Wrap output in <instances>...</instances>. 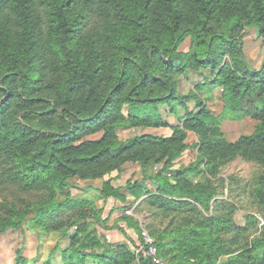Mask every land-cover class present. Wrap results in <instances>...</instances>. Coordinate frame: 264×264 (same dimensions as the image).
Listing matches in <instances>:
<instances>
[{"label": "trees", "instance_id": "1", "mask_svg": "<svg viewBox=\"0 0 264 264\" xmlns=\"http://www.w3.org/2000/svg\"><path fill=\"white\" fill-rule=\"evenodd\" d=\"M252 27L264 37V0H0V234L31 215L46 231L63 228L74 216L66 215L73 178H101L133 161L151 188L135 183L131 193L168 219L150 231L164 264H264V59L254 68L246 58ZM203 68L213 80L195 89L221 85L218 115L196 92L179 91L180 74ZM238 111L257 123L229 140L221 119ZM124 126L172 133L123 140ZM189 131L198 136L192 144ZM190 146L197 158L175 168ZM237 158L255 165L250 177L223 175ZM154 162L162 164L148 172ZM101 193L126 199L109 180ZM71 206L85 219L95 208L86 199ZM82 226L60 250L63 264H136L128 243L84 242Z\"/></svg>", "mask_w": 264, "mask_h": 264}, {"label": "rangeland", "instance_id": "2", "mask_svg": "<svg viewBox=\"0 0 264 264\" xmlns=\"http://www.w3.org/2000/svg\"><path fill=\"white\" fill-rule=\"evenodd\" d=\"M190 40L187 39L182 43L180 49L188 50ZM244 51L250 65L254 68H260L264 59V37L260 36L255 27L247 30L244 37ZM213 80L210 69L203 68L200 71H192L188 76L180 74L178 76L179 91L189 93L191 91L201 97L207 104V108L211 113L218 115L223 112L225 100L223 97V88L216 84L211 88L203 86L195 89V83H208ZM191 109H196V102L193 99L188 101ZM163 118L171 124L178 123V118L162 108ZM257 121L248 115H243L242 111L231 113L221 119V130L224 136L229 140H236L242 134L253 132ZM142 133H153L157 135H170L172 129L167 126L162 127H130L124 126L118 129L117 134L120 139H128ZM100 133L88 136L89 138L99 137ZM198 140V136L192 132H188L187 142L192 144ZM197 149L190 146L179 157L174 167L188 165L197 158ZM160 163H152L147 169L148 172L156 171ZM255 169V165L251 162L237 158L227 164L223 170V175L236 174L242 177H250ZM145 168L139 162L127 161L122 165L120 170L106 174L104 177L93 179L73 178V186L71 194L75 199L68 206L66 215L73 214L65 218V225L58 230L46 231L40 226H36L31 220V216L19 227H9L5 232L0 234V264H63L61 249L67 247L71 243V236L78 230L79 224L83 223L82 233L83 241L87 242L91 236L98 237L106 245L115 246L120 243H128L133 236H137L141 227H147L151 231L153 227H164L168 219H163L154 214L153 208L145 203L140 204L144 198L142 195L139 199L130 191L131 184H145L151 188V183L145 176ZM197 178V177H196ZM109 180L114 187H120L121 192L125 194L126 199L111 196L105 200L101 193L104 181ZM86 199L91 201L93 206L86 207L90 216L85 218L78 217L76 206L79 200ZM102 210L97 216V212ZM127 210L129 212H127ZM128 217H133L139 221V229H131L127 226ZM235 220L239 224H244V210L238 209L235 212ZM88 247L86 250H90ZM99 246L96 250H102ZM22 257L23 260L18 257ZM167 260V259H166ZM164 260V261H166Z\"/></svg>", "mask_w": 264, "mask_h": 264}, {"label": "built area", "instance_id": "3", "mask_svg": "<svg viewBox=\"0 0 264 264\" xmlns=\"http://www.w3.org/2000/svg\"><path fill=\"white\" fill-rule=\"evenodd\" d=\"M131 250L136 257V264H164V259L158 253L156 239L147 227H141L140 234L135 236L131 244Z\"/></svg>", "mask_w": 264, "mask_h": 264}]
</instances>
